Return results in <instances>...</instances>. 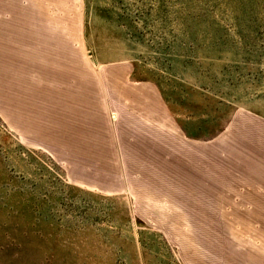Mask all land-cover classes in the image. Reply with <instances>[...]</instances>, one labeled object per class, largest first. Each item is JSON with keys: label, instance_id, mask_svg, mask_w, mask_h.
Wrapping results in <instances>:
<instances>
[{"label": "rangeland", "instance_id": "374dc122", "mask_svg": "<svg viewBox=\"0 0 264 264\" xmlns=\"http://www.w3.org/2000/svg\"><path fill=\"white\" fill-rule=\"evenodd\" d=\"M123 65L223 141L225 170L264 163V130L231 129L264 128V0H0V264H264V211L161 194L148 157H113L92 187L74 178L45 96L99 92ZM40 113L43 148L27 138Z\"/></svg>", "mask_w": 264, "mask_h": 264}, {"label": "crops", "instance_id": "0c3cea01", "mask_svg": "<svg viewBox=\"0 0 264 264\" xmlns=\"http://www.w3.org/2000/svg\"><path fill=\"white\" fill-rule=\"evenodd\" d=\"M42 19V14L34 19L35 34L38 31L41 33ZM43 26L46 27L44 23ZM74 34L73 31L67 33L69 38ZM41 43L40 40L36 45V52L43 51ZM26 50L31 51V48ZM132 71L131 66L123 65L115 74L109 72L99 81V92L75 96L61 93V96L55 95V99L41 92L36 93V97L45 96L54 103L58 113L55 122L59 125L55 127V146L66 149L72 164L77 165L73 168L77 171L74 178L87 180L88 186L92 187V180L113 178L110 169L113 157L121 165V157L128 152L136 156L141 154L149 158L146 162L150 163L148 170L152 180L159 181V187L167 189L161 194L206 197L199 200L200 204L216 205V208L202 209L206 211H264V163L247 164L243 168L247 169L246 173H241L240 166L235 167L234 163L227 164L231 167L225 170L221 161L223 141L208 139L200 132L198 134V127H192L186 118L179 119L181 115L172 109L155 84L130 81ZM102 84L109 90L104 91ZM43 116L40 113L42 121H39V128H31V133L27 135L29 142L42 148L43 145L35 140L44 137ZM231 129L254 137L256 131L264 130L251 119L241 124L233 122ZM222 131L225 130L222 128ZM122 170L127 173L126 169ZM119 177L129 178L127 174ZM224 197H232L227 201L231 208L224 207L228 204H225Z\"/></svg>", "mask_w": 264, "mask_h": 264}]
</instances>
